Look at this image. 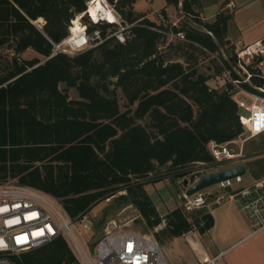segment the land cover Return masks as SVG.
Returning a JSON list of instances; mask_svg holds the SVG:
<instances>
[{"label": "trees", "instance_id": "1", "mask_svg": "<svg viewBox=\"0 0 264 264\" xmlns=\"http://www.w3.org/2000/svg\"><path fill=\"white\" fill-rule=\"evenodd\" d=\"M133 1L115 3L128 22L136 21L128 39L109 37L65 53L54 45L69 35L70 20L87 0H0V182L15 180L58 197L72 219L125 189L148 230L164 223L153 232L163 243L193 228L204 233L214 219L206 207L199 214L182 203L160 215L143 186L162 176L144 178L158 167L212 165L209 140L224 143L243 132L231 84L210 87L196 65L199 54L228 42L231 14L223 9L207 20L198 0H165L202 29L177 27L164 11L155 21L133 10ZM81 19L88 34L99 29L104 37L115 28ZM178 32L184 39L171 37ZM27 49L40 57L23 58ZM235 57L231 52L230 60ZM221 73L218 64L215 75ZM69 88L79 98H69ZM20 264L80 263L59 236L21 253Z\"/></svg>", "mask_w": 264, "mask_h": 264}, {"label": "built area", "instance_id": "2", "mask_svg": "<svg viewBox=\"0 0 264 264\" xmlns=\"http://www.w3.org/2000/svg\"><path fill=\"white\" fill-rule=\"evenodd\" d=\"M100 1L107 13L97 11L96 16L91 15L89 6L92 0H87L85 10L70 20L69 35L54 45V51L75 53L109 37L124 42L131 36V27L136 21L128 22L116 10L115 3L118 0ZM107 14H110V18ZM82 15H87L93 23H111L115 28L104 37L99 29L88 34L81 19ZM159 16L162 18V13ZM76 24L78 28L73 30ZM177 35L183 38L181 32ZM227 62L226 65L223 64L222 74L231 84V96L241 111L243 132L235 140L224 143L209 140V151L217 163L239 157L246 140L264 133V83L255 84L252 81L253 77L264 79V41L257 40L241 45L236 49L235 59ZM235 142H239L237 152L228 146ZM202 165L208 167V164ZM251 184L243 183V175H237L214 185L212 203L207 202L211 194L187 195L183 191L180 198L186 211L201 207L211 211V204L220 205L223 200L232 196L240 209L247 214L251 226L261 229L264 228V183L257 180ZM78 221L79 219H72L68 215L58 197L15 180L0 182V264H20L21 253L59 236L66 241L80 264H169L153 234L134 230H109L91 246L88 239L81 243L74 234L76 231L81 236ZM217 257L206 258L200 264H216Z\"/></svg>", "mask_w": 264, "mask_h": 264}, {"label": "rangeland", "instance_id": "3", "mask_svg": "<svg viewBox=\"0 0 264 264\" xmlns=\"http://www.w3.org/2000/svg\"><path fill=\"white\" fill-rule=\"evenodd\" d=\"M164 6V0H134L132 3L133 10L149 14V18L155 21H160L161 17L159 16V13H163L164 11L168 21L177 25V27L193 26L202 29V27L198 26L191 19L182 14L179 7L175 8L173 6ZM36 22L38 25L41 23L40 20ZM181 33L183 34V32ZM171 37L178 38L179 40L184 39V35L183 38H180L177 33L171 34ZM241 45L242 44L239 43L235 44L232 42V40L228 39V42L220 44L218 52L198 55L196 65H198V70L200 72H203L209 76L207 84L210 87L217 89L225 88L226 80L224 79L223 74L221 73L218 76L215 75V69L218 64L223 66L224 60L230 61L231 52H235L236 49L241 47ZM232 47L234 49L233 51L230 50ZM21 55L26 59L39 56V54H37L32 49L25 50ZM170 56L174 60L181 61L184 63V65L187 64L184 62L185 57H181L175 52L170 53ZM59 86L60 88H63L64 84L61 83ZM67 94L69 98H79L75 88H69L67 90ZM242 113L245 114L244 111ZM249 140L250 139L245 142L247 143ZM228 146L231 150L236 152L239 148V142L228 144ZM240 158L241 155L233 160L224 161L220 164L214 163L212 165H208V167L199 164L189 165L186 168L178 170L173 169L172 172H167L166 167H158L148 174L144 180L160 175L162 177L156 181H149L145 183L143 187L151 202L154 205H158L159 211L162 212L166 207L172 206L174 203H182L183 200L179 195L181 190L186 187V185L183 184V181L184 179H187L193 172L200 170L225 169L229 166L241 164ZM245 166L247 167V171L249 173L255 175L261 173L264 170V165L259 164L258 160L252 162L251 164L245 163ZM132 181L135 182L136 179L133 178ZM139 181H142V179H139ZM251 185H253V182ZM211 189H214V185L209 186L202 191ZM213 192L214 190H212L210 193L203 192L202 194L207 195ZM197 193L201 192H195L193 195H197ZM224 201L225 200H223V202ZM207 202H211L209 197L207 198ZM237 207L240 209L239 206ZM238 208L234 209L237 214ZM203 209L204 208H198L196 211L200 214L201 212L198 211H202ZM231 209L233 211L232 207ZM208 211L210 212L209 209ZM211 211L214 219L216 216L217 223L214 222L210 231H205L204 234H202L193 228L192 230L176 238L174 243L170 245H167L169 243L168 239L164 240L163 243L159 242L165 256L172 264H200L202 261H204L203 259L198 260L191 249L193 243H196V241L193 239L194 234L196 235V238L200 236V240L207 244L208 249L212 253L217 252L221 247L228 246L232 242L233 235L238 231V227H233L230 224L228 218L221 219L220 216L223 215V213L218 210V205L215 206L211 204ZM241 212H243V214L245 213L242 210ZM244 215L247 217L246 213ZM78 224L80 225V229L82 231L81 236L77 235L76 231H74L78 241L82 243L84 240L88 239L91 246H93L95 241L109 230H134L141 233L153 234L154 231H158L164 225L162 222L155 228L148 230L145 227L144 220L139 215L137 208L131 203V200L129 199L125 189L118 190L109 197L101 200L98 204L86 212V214L82 216L81 219H79ZM216 264H226L225 257H219V259L216 260Z\"/></svg>", "mask_w": 264, "mask_h": 264}, {"label": "crops", "instance_id": "4", "mask_svg": "<svg viewBox=\"0 0 264 264\" xmlns=\"http://www.w3.org/2000/svg\"><path fill=\"white\" fill-rule=\"evenodd\" d=\"M198 1L202 9V14L207 20L212 19L217 12L223 9L231 14L227 25V38L232 40L233 43L243 45L257 40L264 41V0ZM144 14L148 18L150 17L149 14ZM237 151H239V148ZM241 153L240 163L244 166L245 163L251 164L257 160L259 164L264 165V133L250 138L247 143L245 142V146L243 144ZM208 171H218V169ZM247 172V167L245 166V174L243 175L244 183H252L257 180H261L264 183V170L256 175L249 172L247 174ZM187 187L188 186L181 190V193L185 191ZM212 190L213 189L201 190L200 192H210ZM176 205L177 203H174L172 206L166 207L162 212L159 211L158 205L154 206L160 215H163ZM237 206L232 196L227 197L224 202L218 205V210L223 213V215L220 216L221 219L228 218L233 227H238V231L233 235V240L228 246L221 247L217 252L212 253L208 249L207 244L200 240V236L196 238V235H193V239L196 243L191 246V249L198 260H205L209 257L218 256L217 259H219V257H225L226 264H264V228L256 229L251 226L249 219L245 217ZM236 208H238V214L234 211ZM210 213H212V211H210ZM214 222L217 223L216 216ZM210 230L211 228L207 231ZM178 237L170 239L167 245L174 243L175 239ZM168 262L172 264L169 260Z\"/></svg>", "mask_w": 264, "mask_h": 264}, {"label": "water", "instance_id": "5", "mask_svg": "<svg viewBox=\"0 0 264 264\" xmlns=\"http://www.w3.org/2000/svg\"><path fill=\"white\" fill-rule=\"evenodd\" d=\"M244 174L245 166L243 164L233 165L220 171H196L193 172L187 179H184L183 184L188 186L185 190V193L190 195L209 186L215 185L223 180Z\"/></svg>", "mask_w": 264, "mask_h": 264}, {"label": "bare ground", "instance_id": "6", "mask_svg": "<svg viewBox=\"0 0 264 264\" xmlns=\"http://www.w3.org/2000/svg\"><path fill=\"white\" fill-rule=\"evenodd\" d=\"M89 5H90V3H89ZM89 11H90L91 15H93V16H96L97 11H98V13H103V14L107 13V11L104 10L103 5H102L100 0H92L91 6H89ZM107 15H108V18H110V14H107ZM77 28H78V25L76 24L73 27V30H76ZM193 245H195V244L193 243Z\"/></svg>", "mask_w": 264, "mask_h": 264}]
</instances>
